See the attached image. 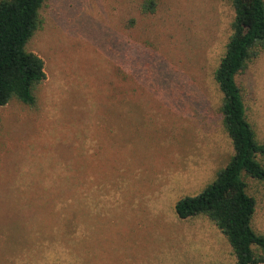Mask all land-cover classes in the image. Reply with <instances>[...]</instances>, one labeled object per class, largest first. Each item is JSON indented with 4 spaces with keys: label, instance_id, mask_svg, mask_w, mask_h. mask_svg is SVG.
<instances>
[{
    "label": "rangeland",
    "instance_id": "obj_1",
    "mask_svg": "<svg viewBox=\"0 0 264 264\" xmlns=\"http://www.w3.org/2000/svg\"><path fill=\"white\" fill-rule=\"evenodd\" d=\"M234 17L231 0L44 3L27 48L46 78L35 106L0 107V186L66 193L42 220L62 232L49 264H237L212 220L176 210L235 154L214 78ZM237 82L264 144V51ZM246 181L264 235V180Z\"/></svg>",
    "mask_w": 264,
    "mask_h": 264
},
{
    "label": "trees",
    "instance_id": "obj_2",
    "mask_svg": "<svg viewBox=\"0 0 264 264\" xmlns=\"http://www.w3.org/2000/svg\"><path fill=\"white\" fill-rule=\"evenodd\" d=\"M46 1L0 0V107L14 100L36 105V88L46 78L45 63L27 46L40 27ZM231 3L233 32L214 78L223 93L224 127L235 154L212 184L197 196L179 200L176 210L183 219L204 215L212 220L227 236L237 264H263L264 235L252 227L256 199L247 191L246 178L264 180V144L257 140L248 119L237 76L264 51V0ZM33 192L26 187L0 186V264H49L51 255L57 258L60 252L49 248V242L56 243L55 235L62 232L56 224L47 230L42 220L48 215L60 217L57 203L67 195L39 190L32 197ZM68 218L74 231L72 214ZM4 226H12L17 233L2 236Z\"/></svg>",
    "mask_w": 264,
    "mask_h": 264
}]
</instances>
